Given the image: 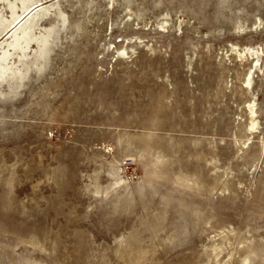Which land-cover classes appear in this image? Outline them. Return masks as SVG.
<instances>
[{"label":"rangeland","instance_id":"obj_1","mask_svg":"<svg viewBox=\"0 0 264 264\" xmlns=\"http://www.w3.org/2000/svg\"><path fill=\"white\" fill-rule=\"evenodd\" d=\"M42 3L46 57L0 75V264H264V0Z\"/></svg>","mask_w":264,"mask_h":264},{"label":"bare ground","instance_id":"obj_2","mask_svg":"<svg viewBox=\"0 0 264 264\" xmlns=\"http://www.w3.org/2000/svg\"><path fill=\"white\" fill-rule=\"evenodd\" d=\"M3 1L5 0H0V6L2 5ZM110 1H114V0H110ZM42 2L43 0H14V2L8 1V7L11 10V18L8 19L2 13H0V50L2 49L3 50L2 53L4 54L3 58L2 57L0 58V75L3 70L8 69L9 62L7 63V61L9 59L10 54L8 51H5L6 47L14 51H23L29 49V47L33 44V42H35L36 44H38V48H39L38 60H40V58L44 59V57H46L45 56L47 55L46 53L48 52L49 48H51L50 44H51V38L53 36L51 32L54 31H51L49 33L42 32L40 36H37L34 35L35 32L33 33V30H36L35 28L38 27L40 21H42L44 18H46L48 14L52 12L55 5H51L50 7H43ZM18 3L21 4L19 12H17V8L19 7ZM59 15H62L63 21L65 22L66 17L64 16V13L61 12V14H58V16ZM235 51L240 58L246 57L247 55H251L252 57L255 58L256 65L251 67L248 77L244 82L245 88L248 91L253 90L254 89L253 69L262 67L260 65V61H261L260 50H256L255 48L252 47H246L242 50L237 48ZM246 108H247L246 110L249 120V131L256 132L259 126V121L257 117L258 115L257 103L255 101H250L246 105Z\"/></svg>","mask_w":264,"mask_h":264}]
</instances>
